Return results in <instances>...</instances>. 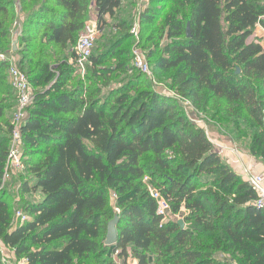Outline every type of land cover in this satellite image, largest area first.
I'll return each mask as SVG.
<instances>
[{
  "label": "trees",
  "instance_id": "trees-1",
  "mask_svg": "<svg viewBox=\"0 0 264 264\" xmlns=\"http://www.w3.org/2000/svg\"><path fill=\"white\" fill-rule=\"evenodd\" d=\"M51 1L58 11L45 3L32 11L35 19L30 21L43 30V42L64 48L85 30L94 3L99 30L106 25L105 16L114 15L122 3ZM172 1L174 6L156 29L158 36L151 37L152 45L140 43L147 59L156 70L174 71L173 87L196 107L207 111L220 99L230 109L239 104L244 109L233 113L241 117L243 110L262 127L264 45L253 37L257 25L264 28L262 0ZM11 5V0H0V16ZM152 17L148 11L141 16L149 21ZM6 36L0 21V43ZM96 48L87 67L94 75L110 76L123 69L120 64L116 69L99 67L103 60ZM75 58L73 68L62 62L54 69L42 58L31 63L28 72L19 66L34 89L22 127L26 171L21 177L30 174L32 180L25 179L22 190L39 191L43 198L25 205L29 221L15 224L0 189V243L17 256L25 255L26 264H75L102 252L101 239L116 206L119 239L111 248L121 256L131 249L139 264H149L152 248L156 264H234L237 254L242 264H264V211L254 205L255 191L224 161L204 128L191 121L175 99L152 89L142 73L107 96L98 87L64 89L68 74L77 68ZM8 69L9 60L0 56V88ZM43 85L48 87L39 89ZM132 89H138L135 95ZM224 104L215 111L217 116ZM11 109L13 105L0 101V119L9 117ZM9 138L0 137V185ZM261 144L264 159V141ZM205 176L213 179L209 187ZM145 177L170 202L173 213L186 210L184 222L196 230L163 221ZM220 251L231 253L232 260L217 258ZM2 255L0 246V264H6Z\"/></svg>",
  "mask_w": 264,
  "mask_h": 264
},
{
  "label": "rangeland",
  "instance_id": "rangeland-1",
  "mask_svg": "<svg viewBox=\"0 0 264 264\" xmlns=\"http://www.w3.org/2000/svg\"><path fill=\"white\" fill-rule=\"evenodd\" d=\"M11 1L12 5L7 13L0 16V21L3 22V28L7 31V38L1 40L0 43L2 54L7 58L15 57L18 65L27 72L31 69V63L37 62L40 58L49 61L54 69L62 62H67L73 68L77 40L75 39L65 48L56 45L50 46L41 39L43 30L38 29V27L30 21L31 19H35L31 18L32 11L45 3H49V8L51 10L58 11L60 8L56 7L51 0ZM260 3L264 5V0ZM173 6L174 3L172 0H150L146 6L141 0H122L121 6L116 8L114 15L105 16L106 25L104 28L102 30L98 29L96 54L101 55L103 60L99 67L110 66L113 69H116L120 64L124 65L123 69L115 71L110 76H96L94 75L92 67L85 71L75 67L74 70L68 74L64 89L72 90L80 85L88 87L89 90H94L98 87L102 89V96H107L111 90L121 87L135 74H141L140 71L135 69L132 63L131 49L136 42L132 31L135 27L139 37V44L141 43L143 47L152 45L151 37L153 35L158 36L156 29L162 25L164 16ZM145 11H148L153 15L152 21H149L147 18H141ZM47 16L54 17L53 13H48ZM88 20L89 22L95 21L98 28L97 9L94 6L89 12ZM253 37H255V33H253ZM262 42L264 45V40ZM118 45H121L120 48H118ZM117 48L119 50H117ZM21 61L22 63L20 65ZM148 62L152 68V76L143 74V78L146 79L152 89L163 95L172 97L184 110H186L184 107L187 106V110L191 112L195 111L197 116L194 118L195 116L193 114L192 118L190 117L191 121L194 120L198 126L204 128L215 149L217 148L215 145L217 143L215 139L216 132L226 137H231L236 141V144L241 149V153L243 152L245 155H249L255 159L254 162L259 166V169L262 171L264 170V159H262L260 155V147L262 146L261 142L264 141V125L262 127L258 126L254 119L243 110H239L243 113L241 117H239L238 114H234V110L237 108L244 109L243 106L233 104L230 109V106H225L224 100L222 99L218 100L217 104L213 103L207 111L196 107L190 99L180 95L173 87L171 77L174 71L167 73L156 70L152 64V60L148 59ZM47 87L48 86L43 85L39 87V89L43 90ZM137 90L138 89H132L130 93L135 95ZM13 91L9 79V72L6 70V78L2 82L0 88V101H3V103L7 105H13L15 101ZM183 101H185V105L183 104ZM220 104H224L225 107L217 116L215 111L219 109L218 107ZM6 113L10 116L0 119V137H9L10 135L12 110L7 111ZM252 147H255L254 152H252ZM34 157L35 156L32 158ZM21 176L22 175L12 178L6 186L1 189V194L9 205L12 221L15 224L20 223L16 218V212L24 210V207L28 202L35 201L40 196L39 192L29 194L23 192V181L25 179L32 180V176H30V174L23 177ZM240 177L244 179L243 175ZM203 179L208 183L206 184V187H209L213 182V179L210 176H205ZM143 181L147 183L150 190H155L154 184L150 183L149 178L145 177ZM114 212L111 210L113 215L112 218L115 215L120 214L117 211ZM186 214V210L179 213H173L170 211L165 215L163 221H177L179 223L180 220L184 221ZM185 227L196 230V227L191 222H185ZM106 235L107 230L101 239L102 252L89 254L80 260L76 259L75 264H112L116 260L124 262L125 264H139V261L135 258L131 249L126 256H121L119 254L116 257L113 249L106 246ZM215 235L217 237H222V233ZM194 236L199 239L203 237L202 235L197 234ZM207 241L208 239H204L203 243H206ZM36 247L38 246H32V249ZM103 251H107L106 254H104ZM155 251L156 249L152 248L149 256V264H156L155 260L157 259V255ZM231 256V253H225L223 251L217 253V258L219 259L228 257L232 260ZM2 257L6 264H24V262L26 264L27 262L25 255L17 256L15 251L10 248L5 251V256L2 255ZM232 261L234 264H242L241 256L239 254H237Z\"/></svg>",
  "mask_w": 264,
  "mask_h": 264
},
{
  "label": "built area",
  "instance_id": "built-area-1",
  "mask_svg": "<svg viewBox=\"0 0 264 264\" xmlns=\"http://www.w3.org/2000/svg\"><path fill=\"white\" fill-rule=\"evenodd\" d=\"M141 1L145 4V6L148 5V3L150 2V0ZM98 32V29L95 27L87 28L80 34L75 46V65L78 69L85 71L87 67L91 64V58L94 54L97 45ZM132 34L136 40L131 50L132 63L135 69L140 71L142 74L152 76V68L148 62L146 52L139 44V37L135 27L132 31ZM0 56L4 59L9 60V79L15 91L16 97V106L11 119V130L10 138L8 141L7 159L1 178L0 189H2L12 178L22 175L26 171V164L24 161V137L22 133V127L29 114V108L33 101L34 89L32 84L30 83L28 75L19 67L15 57L7 58L3 54H1ZM242 175L244 177V180L256 193L254 205L264 211V170L253 171L248 167H244L242 170ZM150 191L152 197L158 203V213L165 217V215L171 211L170 202L166 198H164L157 189H152ZM116 199L117 195L113 193L111 195V201L113 204L115 203ZM114 209L115 211L120 213V209L118 207L114 206ZM16 218L19 220L20 223H24L26 221H29L31 219V216L24 210H19L16 212ZM0 246L1 252L5 256V248L1 243ZM114 255L117 257L119 255V251L114 252ZM113 264L125 263L116 260Z\"/></svg>",
  "mask_w": 264,
  "mask_h": 264
},
{
  "label": "crops",
  "instance_id": "crops-1",
  "mask_svg": "<svg viewBox=\"0 0 264 264\" xmlns=\"http://www.w3.org/2000/svg\"><path fill=\"white\" fill-rule=\"evenodd\" d=\"M93 6L96 8L95 3L91 7ZM95 27L97 28L96 22L95 21L89 22L88 20L85 29L95 28ZM254 33H255V37H258V39L261 40V43L263 44L262 42L264 40L263 27L261 25H257L254 30ZM14 95H15V92H14ZM184 102L185 101H183V104L185 105ZM15 106H16V97H15V101L13 104V109H11L12 113L14 111ZM184 108L186 109L185 111L187 112L189 118L190 117L192 118L193 114L195 116L194 118H196L197 115L195 111L191 112L187 110V106H185ZM192 121L194 122V120ZM215 139L217 141V143L215 144L217 147L216 150L220 153L224 161H226L237 173L239 172L240 176L242 175V170L244 167H248L252 169L253 171H262L259 169V166L254 162L255 159H253L249 155L248 156L245 155L243 152L241 153V149L238 147V145L236 144V141L233 138L226 137L216 132ZM25 194H29V193H25ZM39 195L40 196L38 197L37 200H40L43 198V194L41 192H39ZM4 248H5L4 249L5 251L8 250V248H6L5 246Z\"/></svg>",
  "mask_w": 264,
  "mask_h": 264
},
{
  "label": "water",
  "instance_id": "water-1",
  "mask_svg": "<svg viewBox=\"0 0 264 264\" xmlns=\"http://www.w3.org/2000/svg\"><path fill=\"white\" fill-rule=\"evenodd\" d=\"M192 36L191 23L188 22L187 25V37ZM237 73H240V68L237 69ZM120 223V216L115 215L109 222L107 226V235H106V245L109 247L115 246L118 242V225ZM179 224L182 228L185 227V222L183 220L179 221Z\"/></svg>",
  "mask_w": 264,
  "mask_h": 264
}]
</instances>
